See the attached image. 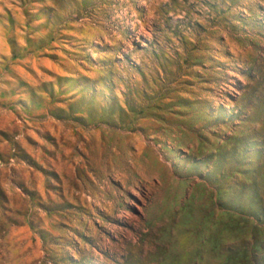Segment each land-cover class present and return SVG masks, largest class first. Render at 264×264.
Here are the masks:
<instances>
[{
    "label": "rangeland",
    "instance_id": "obj_1",
    "mask_svg": "<svg viewBox=\"0 0 264 264\" xmlns=\"http://www.w3.org/2000/svg\"><path fill=\"white\" fill-rule=\"evenodd\" d=\"M263 3L0 0V264H264Z\"/></svg>",
    "mask_w": 264,
    "mask_h": 264
},
{
    "label": "bare ground",
    "instance_id": "obj_2",
    "mask_svg": "<svg viewBox=\"0 0 264 264\" xmlns=\"http://www.w3.org/2000/svg\"><path fill=\"white\" fill-rule=\"evenodd\" d=\"M264 4V3H263ZM76 38V37H75ZM229 40V39H228ZM229 44V43H228ZM232 48V47H231ZM232 50V49H231Z\"/></svg>",
    "mask_w": 264,
    "mask_h": 264
}]
</instances>
